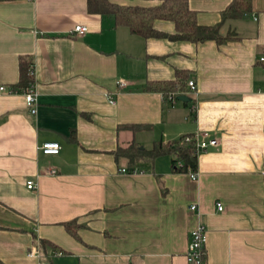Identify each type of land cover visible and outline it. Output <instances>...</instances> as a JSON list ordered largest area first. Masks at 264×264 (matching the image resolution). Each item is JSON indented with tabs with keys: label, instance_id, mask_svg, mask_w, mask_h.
Masks as SVG:
<instances>
[{
	"label": "crops",
	"instance_id": "0c3cea01",
	"mask_svg": "<svg viewBox=\"0 0 264 264\" xmlns=\"http://www.w3.org/2000/svg\"><path fill=\"white\" fill-rule=\"evenodd\" d=\"M188 2L210 26L233 0ZM252 6L222 24L230 39L219 44L145 38L90 13L87 0H0V84L18 87L25 59L38 93L36 114L24 94L0 93V264H190L200 224L207 264H264V0ZM155 28L176 33L169 20ZM179 71L184 90L172 101L149 89L179 82ZM204 132L219 144L198 153L196 180L169 154L121 171L133 166L119 148ZM46 141L60 153L41 152ZM35 245L39 257L29 256Z\"/></svg>",
	"mask_w": 264,
	"mask_h": 264
},
{
	"label": "trees",
	"instance_id": "16d2710c",
	"mask_svg": "<svg viewBox=\"0 0 264 264\" xmlns=\"http://www.w3.org/2000/svg\"><path fill=\"white\" fill-rule=\"evenodd\" d=\"M253 0H233L222 12V20L216 25H201L197 19V12L190 8L188 0H164L156 6H125L111 2L110 0H87L90 13L112 17L117 26H127L134 34L145 38H168L170 40H184L194 43L214 40L222 44L230 39L221 35L222 24L229 19L249 16L252 12ZM158 20L174 22L176 33L168 34L155 28ZM21 79L19 89H25L34 82L30 74L33 65L25 59H21ZM179 82H163L150 86L149 89L162 91L167 97L184 90L185 75L178 72ZM134 127V126H131ZM195 134H187L176 141L164 143L158 142L152 149H146L136 143L129 147L119 148L118 157L128 159L130 165L138 164L142 160H154L155 158L169 154L172 155V167L174 171H197L198 154L196 151ZM182 163V165H179ZM67 230L74 236H78L76 221L65 223Z\"/></svg>",
	"mask_w": 264,
	"mask_h": 264
},
{
	"label": "built area",
	"instance_id": "2783aa9c",
	"mask_svg": "<svg viewBox=\"0 0 264 264\" xmlns=\"http://www.w3.org/2000/svg\"><path fill=\"white\" fill-rule=\"evenodd\" d=\"M74 31L79 34H84L88 31V27L86 25H77L74 28ZM260 61L264 63V56L260 58ZM30 74L33 77L35 74L34 66L30 68ZM119 85L121 87L127 86V82L120 81ZM189 87L192 92H196L197 86L195 81H189ZM0 93H7V94H16L22 93L24 94L25 100L27 105L30 107L31 112L33 114L37 113L38 110V93L35 89V83L33 82L30 86L26 87L25 89H19L18 87H8L7 85L0 84ZM175 94H171L169 99L172 101L175 98ZM114 102V99H111ZM196 108L194 107L193 110ZM202 136V138H201ZM195 135L194 139L196 142V151L197 154L202 151L206 150L208 147L217 146L219 144L218 140L213 138L209 132H204L202 135ZM40 151L46 155H57L60 153L62 149V145L58 141H46L39 147ZM182 165V163H179ZM121 171L123 173H137L140 170L136 167L132 168H122ZM55 173V170H52ZM189 174L192 179L196 180L199 178L198 171H189ZM27 186L29 189L35 187V182L33 180H29L27 182ZM217 207L219 211L224 209V205L221 201L217 202ZM192 210L197 209L196 205H192L190 207ZM207 241H208V233L207 228L203 224L198 225L195 229H193L190 233V243L187 252V260L190 264H207L206 263V256H207ZM40 250L38 245L32 246L29 256L31 257H39ZM41 264H50V263H41Z\"/></svg>",
	"mask_w": 264,
	"mask_h": 264
},
{
	"label": "water",
	"instance_id": "95a60500",
	"mask_svg": "<svg viewBox=\"0 0 264 264\" xmlns=\"http://www.w3.org/2000/svg\"><path fill=\"white\" fill-rule=\"evenodd\" d=\"M179 100L184 101V102H190L191 98H189L186 95H181V96H179Z\"/></svg>",
	"mask_w": 264,
	"mask_h": 264
}]
</instances>
